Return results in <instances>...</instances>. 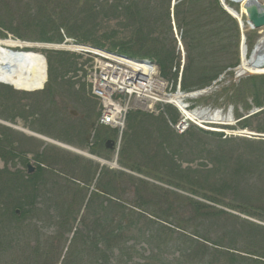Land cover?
Here are the masks:
<instances>
[{
  "label": "rangeland",
  "instance_id": "obj_1",
  "mask_svg": "<svg viewBox=\"0 0 264 264\" xmlns=\"http://www.w3.org/2000/svg\"><path fill=\"white\" fill-rule=\"evenodd\" d=\"M125 1L0 0V32L12 39L17 38L23 42L39 44L31 39H37L44 33L53 36L56 29H60L61 35L71 41L87 39L92 43H101L104 45L102 49L118 52V49L114 50V46L129 43L132 39V30L128 25L129 21L120 12L114 10L117 3H124ZM258 1L264 3V0ZM171 4V1L169 5L166 4V0H141L142 6L140 5V8L154 9L150 20L154 23L155 38L158 39L159 43L161 42L162 46L168 48L172 45L175 49L176 61L173 67L181 60V53L178 50V41L181 40L186 58V67L190 56L191 61L201 62L200 64L197 63L200 69L209 72L213 70L222 71L220 78L212 86L213 90L209 94L199 99L186 100L191 105L192 112L195 109L200 111L210 109L211 113L219 112L222 121L217 124L211 123L212 125L199 123L201 128L197 126L199 124H190L188 135L179 136L174 133L169 120H165L161 115L159 117L157 115L155 118H151L150 116L154 115L148 113L145 117L144 114L139 115L144 118L143 121L140 120L141 123L131 120L133 126L137 124L136 129L135 127L132 129L138 132L140 136V143L132 149H171L172 152L175 149L179 152V158L175 160L181 165L182 170L188 168L199 170L204 169V166L212 167L205 151L206 149H217L219 146L222 149H238L255 156H264V144H261V141H264V75L236 79L235 74H233L235 69L231 71L229 68L224 69L228 65L234 64L238 67L241 64L242 37L239 25L238 38H231L230 34L227 36L230 37L232 47L215 39L212 35L222 30L220 27H209L207 31L210 34H206V40L208 41L205 53L203 52V56L197 57L199 51L195 52L191 45L188 49L185 44L189 27L186 23H178L179 21L175 15L172 18ZM232 4L234 9L242 14L241 5L238 3ZM168 13L169 17L167 16ZM241 19L244 24L243 30L248 46L247 58L249 59L254 46L264 37V28L252 30L247 23L246 16L242 15ZM194 21L192 26L194 29L203 23L207 24L209 22L208 19L201 18H195ZM215 21L213 19L211 22ZM180 25L181 28L179 29ZM219 35L220 38H225L224 35ZM188 42H190L189 38H187ZM211 43H214V45L211 46ZM34 52L41 53L46 61H48V57H53V65L59 83L55 86L54 103L48 104V97L42 92L35 94L18 92L17 95H10L7 93L9 90L6 89L11 86L4 85L2 88L0 87V89H3L0 90V120L5 122L1 118L2 116L16 115L13 119L15 120L13 129L2 124H0V127H8L7 129L10 128L15 131L13 133L19 135L7 134L0 129V144L4 142L2 146L7 147L6 150L10 153L16 154V157L7 155L8 160H3L0 156V171L21 172L27 176L30 175L28 164L35 169L34 173H36L37 167L42 165L47 171L44 180L41 181L44 193L40 194V199L36 200L33 207H25V210L30 211V213L26 218L20 220L15 219L11 213V208L18 196L7 193L0 196V264H65L67 259L75 260L72 258L73 253L83 250V255H87V249L83 247L85 239L76 248L73 241L79 233L82 234L81 236L87 237L89 230L84 229L83 219L88 213L87 205L91 197L97 192L98 180L96 181V174H99L98 171L106 167L110 170H118L113 167V161L115 159L126 160V155H122V158L121 152L122 149L127 147L124 146L123 139L120 143L121 147L118 148L119 135L112 138L114 142H117V145L109 154L110 161H106L110 166H102L97 161L78 152L53 144H46L44 141L31 137L20 130L29 131L34 126L36 130L43 131L48 136L51 135L53 138L68 141L75 147L82 148L75 149L77 151L81 152L86 149L89 150V153L90 147L97 141L98 137L114 134V132L103 128L94 129L98 117V103L90 97L86 85L84 87L80 81L67 79L69 75H74L76 66H78L76 56L67 51L61 53L58 50L36 49ZM58 54L61 56L58 57ZM61 62L68 69L60 70L59 63ZM172 73L170 79H174ZM196 78L197 76H193L192 80L195 81ZM47 92L46 88V94ZM213 94L219 95V105L214 104L218 97H213ZM202 98H209L208 104L203 103ZM5 108H10L11 111L5 113ZM171 118L169 115V119L173 123ZM127 126L128 130L129 124ZM203 129H205L204 131L222 133V141L225 138H227L226 141L231 138L235 141L225 144L223 141L221 143L219 137L199 131ZM128 133V131L125 132V134ZM25 137L29 138L25 139ZM125 138H127V135ZM10 145L13 146V149L10 148ZM40 154L43 156L40 157ZM127 156L129 157L127 159L142 162L147 171L153 173L150 170L153 168H150L149 160L146 161L143 154L137 152L136 157L134 156L135 160H133L130 153ZM156 160L160 168L158 172L152 174V179L138 174L133 175L134 178H141L165 189L169 201H175V197L172 195L173 192L189 196L166 185L169 182L179 181L177 179L179 176H175L173 167L172 169L167 168V165L173 166V163L165 162L159 157ZM162 163L167 164L163 165ZM119 168L121 167L119 166ZM124 170L126 171V169ZM155 177L160 181H157ZM106 178L108 181L112 179V177ZM204 178L203 175L201 185L207 188V185L203 182ZM123 180L127 184L130 182L129 179L122 178L118 183L120 188L117 186L113 189L115 191L114 197L120 199L126 207H131V204L134 203L132 200L134 197L132 193L123 194ZM255 182L258 183L260 189L264 187V182L258 181V178L255 179ZM180 183L187 185L188 179L184 176L183 180L180 179ZM75 184H78L79 188H76ZM142 197L148 198L149 195L147 196L145 192ZM142 201L147 205L151 202L150 199ZM231 213L240 215L236 212ZM21 216L22 214L19 213V217ZM240 216L264 226V213L259 214V217L263 220ZM230 222L227 219H213L210 225H206L205 230H207V233L212 232L210 237L213 238L217 231L230 228ZM128 237V245L133 244V238ZM145 247L144 244L137 245L138 251L130 255L131 258L133 257V261L146 257L143 254ZM139 248H143V250L139 251Z\"/></svg>",
  "mask_w": 264,
  "mask_h": 264
},
{
  "label": "trees",
  "instance_id": "obj_2",
  "mask_svg": "<svg viewBox=\"0 0 264 264\" xmlns=\"http://www.w3.org/2000/svg\"><path fill=\"white\" fill-rule=\"evenodd\" d=\"M170 1L166 0V4L169 5ZM140 5L141 0H126L124 3H117L114 6V10L120 12L129 21L128 25L132 30L131 41L114 46V50L118 49L119 54L130 58L156 62L163 77L168 78L171 76L176 61L175 49L172 45L168 48L162 46L161 42L159 43L158 39L155 38L154 23L150 20L154 9L140 8ZM181 8L184 12L180 11ZM167 16L169 17V13ZM175 16L179 21L178 23H186L189 27L185 44L188 49L191 45L195 52L199 51L197 57L203 56L205 53L208 41L206 40V34H210L207 30L211 26L222 29L217 34H212L214 38L225 42L231 47L230 37H239L236 21L222 8L218 0L184 1L181 5L176 6ZM195 18L208 19L209 22L207 24L203 23L194 29L192 26ZM213 19L216 21L211 22ZM68 34L70 35V33ZM219 34L224 35L225 38H220ZM229 34L230 37L228 38ZM0 37L5 38L6 35L0 32ZM187 38L190 39L188 43ZM63 39L60 29H56L53 36L44 33L39 38L31 40L62 43ZM78 42L104 48L101 43H92L87 39ZM213 45L214 43H211V46ZM57 56L60 57L61 55L58 54ZM190 61L189 56L182 82V91L184 92L209 87L221 75L222 71L213 70L214 72H209L200 69V66H197L198 62L201 63L200 61ZM59 66L60 70L65 68L62 62L59 63ZM236 66L232 64L224 69L235 68ZM55 70L53 57H49V80L46 86L48 92L47 94L46 91L43 93L48 97V104L54 103L55 86L59 84ZM193 76H197L195 81L192 80ZM0 87L3 86L0 85ZM6 90H9L7 93L10 95H17L18 93L10 87ZM212 96L217 98L219 95L213 94ZM208 99L202 98L201 100H203V103L208 104ZM219 99L218 97L214 104L219 105ZM10 111V108H5V113ZM166 112L172 117L173 123L178 122L179 115L174 108L167 107ZM143 114L144 117L147 116V114L141 112H133L128 116L129 133L124 135V146L127 148L122 149L121 152V157L126 155V160H119V165L126 170L152 179V174L158 172L160 168L156 159L159 157L165 162L169 161V163H173V166L167 165V168L172 169L173 167V172L175 176H179L177 178L179 181L169 182L166 185L190 196L173 192L172 195L175 197V201H169L165 189L141 178H134L133 175L128 173L104 168L98 180L96 189L98 192L91 197L87 205L88 213L83 219L84 229L89 230L87 237H83L79 233L73 241L76 248L85 239L83 247L87 249V255H83V250L73 253L72 258L75 260L67 259L65 264H264V226L240 216L263 220L259 217V214L264 213V187L260 189L255 179L258 178V181L264 182V156H255L238 149H222L219 146L217 149H206L205 151L212 167L204 166V169L199 170L192 168L182 170L181 165L176 161L179 158V152L175 149L173 152L171 149H132L140 143V136L138 132L132 129L133 127L136 129L137 124L133 126L131 120L141 123L144 118L139 115ZM15 117L16 115L8 117L5 115L1 118L14 123L15 120L13 119ZM161 117L164 116L161 115ZM0 129L7 134L17 135L11 129L5 127H0ZM31 130L45 133L36 130L34 126L31 127ZM199 131L219 137V141L221 143L224 141V144L235 141L232 138L228 141L225 138L222 141V134ZM259 131L261 130L259 129ZM114 135L115 132L106 135V137L97 138L101 141L104 154L99 151L100 149H97L98 145L91 149V153L109 160L111 151L106 149L105 141ZM126 135L127 138H125ZM25 139L28 138L25 137ZM261 142V144H264V141ZM3 143L0 144L2 159L8 160L7 155L16 157V154L10 153L6 150L7 147L2 146ZM10 148L13 149V146L10 145ZM137 152L143 154L146 161L149 160L150 168L154 169H150L153 173L147 171L142 162L127 159L129 158L127 154L130 153L133 160H135L134 156L136 157ZM162 164L166 165L167 163ZM46 172L41 166L37 167L36 173L27 176L21 172L0 171V196L6 193L18 196L11 208L12 216L15 219L26 218L30 211H26L25 207H33L36 200L40 199V194L44 193L41 181L44 180ZM203 175L205 177L203 182L207 185V188L201 185ZM184 176L188 179L187 185L180 183V179L183 180ZM106 177H112V179L108 181ZM122 178L130 180L128 184L123 180V194H133L134 198L131 199L134 203L131 204V207H126L120 199L114 197L115 191L113 189L117 186L120 188L118 183ZM155 179L160 181L156 177ZM74 186L79 188L78 184ZM145 192L147 196L149 195L148 198L142 197ZM141 199L144 201L150 199L151 202L147 205ZM18 209L22 214L21 217L17 214ZM230 211L240 215L238 216ZM213 219H227L231 221V226L217 231L212 238L210 237L212 232L207 233L205 229L206 225H210ZM177 229L179 231H176ZM127 237L133 238L134 243L128 245L129 239ZM141 244L146 246L144 250L141 248L146 257L133 261V257L131 258L130 255L138 251L137 245ZM141 249L139 248V251Z\"/></svg>",
  "mask_w": 264,
  "mask_h": 264
},
{
  "label": "built area",
  "instance_id": "obj_3",
  "mask_svg": "<svg viewBox=\"0 0 264 264\" xmlns=\"http://www.w3.org/2000/svg\"><path fill=\"white\" fill-rule=\"evenodd\" d=\"M96 54V57L87 56L93 61L86 70L93 94L101 101L102 124L122 128L131 99L145 103L165 95L168 85L159 79L152 64ZM139 79L144 81L142 86Z\"/></svg>",
  "mask_w": 264,
  "mask_h": 264
},
{
  "label": "bare ground",
  "instance_id": "obj_4",
  "mask_svg": "<svg viewBox=\"0 0 264 264\" xmlns=\"http://www.w3.org/2000/svg\"><path fill=\"white\" fill-rule=\"evenodd\" d=\"M238 2L239 0H233ZM247 0H242L243 4ZM242 15H245V10L242 8ZM235 15L234 13H232ZM236 16V15H235ZM241 15L238 14L237 18L240 20ZM25 47L37 48V49H54V50H78L79 47L61 45L51 46L44 44H32L23 42L20 40L0 39V83L8 84L17 90L21 91H36L44 87L47 80V62L43 55L36 52H26ZM241 67L238 69L237 78L241 79L244 76L252 73H263L264 69L257 68L255 66L256 61L254 59L248 60L246 57V51H241ZM264 68V67H262ZM139 85L142 86L144 81L138 80ZM183 96L177 94L171 101L178 106H181L180 102ZM187 121L197 123H214L217 124L222 121L218 112L211 113L207 110L190 113L185 109L182 110ZM28 133V131H24Z\"/></svg>",
  "mask_w": 264,
  "mask_h": 264
},
{
  "label": "water",
  "instance_id": "obj_5",
  "mask_svg": "<svg viewBox=\"0 0 264 264\" xmlns=\"http://www.w3.org/2000/svg\"><path fill=\"white\" fill-rule=\"evenodd\" d=\"M226 9L229 11L228 8ZM243 9L246 11L248 23L254 29H260L264 27V4L258 3L257 0H247L246 3L243 5ZM252 59L256 61L255 66L257 68L262 69V67H264V38L261 41H259L258 44L255 46L250 60ZM259 74H264V73H253V74H248V76L259 75ZM110 144L112 145V143L109 142L108 145ZM28 168L29 171L32 172V167L30 164H28Z\"/></svg>",
  "mask_w": 264,
  "mask_h": 264
}]
</instances>
